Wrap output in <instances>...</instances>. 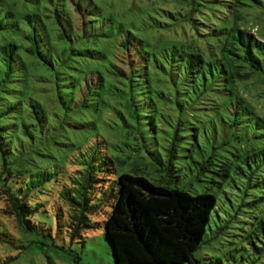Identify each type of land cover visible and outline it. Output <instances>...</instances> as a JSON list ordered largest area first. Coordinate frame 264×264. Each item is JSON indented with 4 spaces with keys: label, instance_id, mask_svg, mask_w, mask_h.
<instances>
[{
    "label": "trees",
    "instance_id": "obj_1",
    "mask_svg": "<svg viewBox=\"0 0 264 264\" xmlns=\"http://www.w3.org/2000/svg\"><path fill=\"white\" fill-rule=\"evenodd\" d=\"M33 1L19 14L0 7V182L21 230L56 246L23 199L53 179L58 151L82 144L68 127L99 119L107 155L132 159L97 221L114 264H264V115L251 101L264 95V0L165 10L193 33L162 43L154 26L174 23L122 24L110 13L122 0ZM222 201L239 210L225 218ZM86 225L79 215L71 243L86 245ZM216 238L222 257L202 249Z\"/></svg>",
    "mask_w": 264,
    "mask_h": 264
},
{
    "label": "rangeland",
    "instance_id": "obj_2",
    "mask_svg": "<svg viewBox=\"0 0 264 264\" xmlns=\"http://www.w3.org/2000/svg\"><path fill=\"white\" fill-rule=\"evenodd\" d=\"M188 4L189 0H122L120 4L112 7L110 13L114 12L116 19L122 20V24L132 21L135 25L141 23L155 25L160 21L174 23L170 29L154 26L151 37H156L155 41L162 43L163 37L180 39L193 33L188 20H183L179 18L180 16H177L179 19L176 20L165 12V10L170 12L178 9L186 10L189 8ZM34 5L33 0H0V7L13 10L17 14ZM133 29L139 34L142 33L137 28ZM261 31H264L263 23ZM127 54L124 55L123 52L119 58H122L120 64L128 70L130 59ZM261 88H254L252 91ZM251 101L256 105V111L264 115V95L255 96ZM103 113L107 120L113 121L111 109L104 110ZM90 121L93 124L82 123L84 128L68 127L70 141L76 143V146L79 142L82 144L78 147H67L66 151L61 153L58 151L56 155L61 167L52 166L48 169L49 172L54 173L53 179L23 199L29 206V217L33 218L34 223L37 221L38 224H42L46 232L52 233L56 246L52 245L51 241H46L45 246L41 242H34L39 239L38 233H26L21 230L14 206L0 182V264H114L110 243L97 221L103 220L109 213L117 189L115 176L125 171L131 172L132 159L123 155L122 149H115L118 152L112 153L113 158L108 156V148L103 136H111L112 133L99 119H90ZM7 122L8 119L0 118V126ZM111 151L110 148L109 152ZM63 157H66V160ZM191 184L201 188L199 182L188 179V186ZM226 202H220L222 207L226 205L228 209L221 210L225 218L230 216L228 212L239 210L238 205L232 208L230 202L227 204ZM238 204L246 206L242 196L238 198ZM81 214H84L88 224L81 231L85 237L87 236L86 245L79 240L71 243L69 237ZM234 239L240 238L236 236ZM27 240H32V243L29 245ZM221 241L216 238L212 244L202 249L208 254L222 257L228 247L221 244ZM24 244L27 247L23 248ZM76 254L79 255L78 261Z\"/></svg>",
    "mask_w": 264,
    "mask_h": 264
}]
</instances>
